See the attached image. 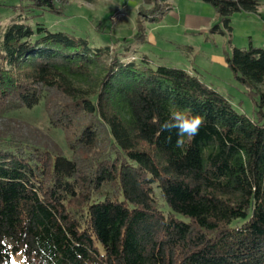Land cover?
<instances>
[{
  "label": "trees",
  "instance_id": "16d2710c",
  "mask_svg": "<svg viewBox=\"0 0 264 264\" xmlns=\"http://www.w3.org/2000/svg\"><path fill=\"white\" fill-rule=\"evenodd\" d=\"M202 1L228 32L233 13L261 4ZM141 2L134 35L112 45L43 21L64 15V0L5 5L0 264H264V47L225 52L255 97L249 118L196 74L138 53L144 18L172 8ZM39 104L62 131L60 152L7 115ZM175 110L206 120L183 148L161 129Z\"/></svg>",
  "mask_w": 264,
  "mask_h": 264
},
{
  "label": "rangeland",
  "instance_id": "374dc122",
  "mask_svg": "<svg viewBox=\"0 0 264 264\" xmlns=\"http://www.w3.org/2000/svg\"><path fill=\"white\" fill-rule=\"evenodd\" d=\"M20 1L0 0V30L13 14L5 5ZM64 1V15L42 17L50 27L73 29L91 37V42L108 45H112L116 38L132 37L136 32L141 0ZM169 2L172 8L159 21L145 18L142 21L145 40L136 45L138 53L148 55L155 65L179 67L196 74L204 84L224 95L237 112L253 117L255 97L248 94L227 66L225 52H230L232 46L244 48L250 43L264 47V15L235 12L229 17L231 31L228 32L211 4L202 0ZM98 25L105 33L96 32ZM215 25H220L224 34L212 33L210 29ZM7 115L23 123L28 128L27 135L38 134L46 140L54 151L65 148L62 131L48 124L42 104L32 109L11 111ZM14 260H20V256Z\"/></svg>",
  "mask_w": 264,
  "mask_h": 264
},
{
  "label": "clouds",
  "instance_id": "9594fccd",
  "mask_svg": "<svg viewBox=\"0 0 264 264\" xmlns=\"http://www.w3.org/2000/svg\"><path fill=\"white\" fill-rule=\"evenodd\" d=\"M205 116L200 114L189 115L182 110L170 112L169 118L161 125L163 131L175 130L177 135L176 147H184V138H192L199 134L205 125Z\"/></svg>",
  "mask_w": 264,
  "mask_h": 264
},
{
  "label": "crops",
  "instance_id": "0c3cea01",
  "mask_svg": "<svg viewBox=\"0 0 264 264\" xmlns=\"http://www.w3.org/2000/svg\"><path fill=\"white\" fill-rule=\"evenodd\" d=\"M261 1V4L257 10V14H259L260 16L264 15V0H260ZM263 18V17H262Z\"/></svg>",
  "mask_w": 264,
  "mask_h": 264
},
{
  "label": "built area",
  "instance_id": "2783aa9c",
  "mask_svg": "<svg viewBox=\"0 0 264 264\" xmlns=\"http://www.w3.org/2000/svg\"><path fill=\"white\" fill-rule=\"evenodd\" d=\"M132 1H139V0H132Z\"/></svg>",
  "mask_w": 264,
  "mask_h": 264
}]
</instances>
